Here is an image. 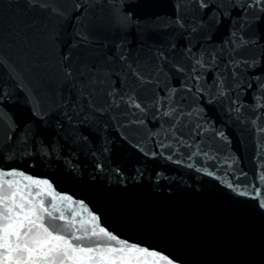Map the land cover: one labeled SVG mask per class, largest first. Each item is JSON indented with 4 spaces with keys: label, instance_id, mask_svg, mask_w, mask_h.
Wrapping results in <instances>:
<instances>
[{
    "label": "snow or ice",
    "instance_id": "snow-or-ice-1",
    "mask_svg": "<svg viewBox=\"0 0 264 264\" xmlns=\"http://www.w3.org/2000/svg\"><path fill=\"white\" fill-rule=\"evenodd\" d=\"M258 141L264 0H0V264H264Z\"/></svg>",
    "mask_w": 264,
    "mask_h": 264
},
{
    "label": "water",
    "instance_id": "water-1",
    "mask_svg": "<svg viewBox=\"0 0 264 264\" xmlns=\"http://www.w3.org/2000/svg\"><path fill=\"white\" fill-rule=\"evenodd\" d=\"M258 142L260 143L261 148L264 149V141H258ZM241 153L244 156V164H243V166L245 167V170L248 171L249 175L251 176L252 169H253V155H254V150H253L252 143L251 142L248 143L246 151L244 149H241ZM34 171L39 173L42 170L41 169H35ZM63 187H67V186H63ZM74 191H77V198H79L80 196L84 195L83 190L74 189ZM165 194H167L166 190H165Z\"/></svg>",
    "mask_w": 264,
    "mask_h": 264
}]
</instances>
